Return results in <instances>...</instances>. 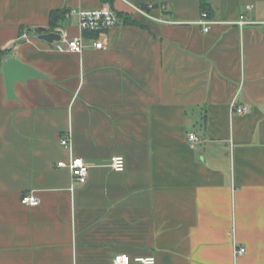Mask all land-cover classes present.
<instances>
[{
	"label": "crops",
	"instance_id": "0c3cea01",
	"mask_svg": "<svg viewBox=\"0 0 264 264\" xmlns=\"http://www.w3.org/2000/svg\"><path fill=\"white\" fill-rule=\"evenodd\" d=\"M206 1L208 31L201 0H114L127 13L152 3L155 17L112 27L104 49L86 33L78 53L26 30L48 29L52 10L109 2L0 0V264H112L120 252L264 264V29L235 24L264 20V0ZM57 27L81 34L76 14ZM10 57L43 73L13 97ZM235 98L247 113H233ZM67 133L91 165L85 183L57 166ZM117 155L123 171L108 166Z\"/></svg>",
	"mask_w": 264,
	"mask_h": 264
},
{
	"label": "built area",
	"instance_id": "2783aa9c",
	"mask_svg": "<svg viewBox=\"0 0 264 264\" xmlns=\"http://www.w3.org/2000/svg\"><path fill=\"white\" fill-rule=\"evenodd\" d=\"M253 7V3L246 4L247 10H251ZM152 8H154V4L152 3L146 4V6L132 4V9L136 13L147 15L149 17H155L150 13ZM72 14H76L78 17V25L81 30V34L71 37L62 27L55 28L52 31L58 32L60 34V39L55 41V47L57 50L78 53L82 52L87 46V41L84 37V34L86 33L92 35L91 45L94 48H107L108 44L106 38L108 31L112 27L120 25L124 22L110 3H107L100 8H77L68 10L65 14V17H69ZM202 16L203 18L201 23L205 25L204 30L208 31L211 21L206 19V12H203ZM235 24L239 25L240 27H244L246 25L262 26L264 29V20L249 19L246 13H241L239 18L235 21ZM231 105L233 113L243 114L247 113L249 110L245 104H239L236 98L232 101ZM189 140L196 142L198 140L197 134L193 132L189 133ZM61 145L69 150L70 159L58 161L57 166L59 168H68L71 172L73 182L75 181L79 183H85L88 179L91 165L84 158L76 156L73 153L70 133H67L62 137ZM108 166L116 171H123L126 166L125 157L122 155L114 156ZM21 202L25 205L35 206L39 204L40 199L33 193H26L22 196ZM245 251L246 249L243 246L235 247V254L237 255L243 254ZM112 264H157V260L154 255L132 257L128 253L120 252L113 256Z\"/></svg>",
	"mask_w": 264,
	"mask_h": 264
},
{
	"label": "water",
	"instance_id": "95a60500",
	"mask_svg": "<svg viewBox=\"0 0 264 264\" xmlns=\"http://www.w3.org/2000/svg\"><path fill=\"white\" fill-rule=\"evenodd\" d=\"M27 35H37L38 38L54 42L60 39V34L44 27H31L26 30ZM4 71L9 96H15L14 86L16 81H25L33 77H42L43 73L23 62L17 57H10L5 60Z\"/></svg>",
	"mask_w": 264,
	"mask_h": 264
},
{
	"label": "trees",
	"instance_id": "16d2710c",
	"mask_svg": "<svg viewBox=\"0 0 264 264\" xmlns=\"http://www.w3.org/2000/svg\"><path fill=\"white\" fill-rule=\"evenodd\" d=\"M103 1L109 2L113 6L114 0H103ZM113 8H114V6H113ZM201 9H202V12L207 13V16L210 15V13L212 11L211 7H210V3L207 2L206 0H201ZM116 11L118 12V15L123 19L124 23L136 22L133 19V14H136V12L134 10L131 13L122 12V11H118V10H116ZM66 12L67 11L65 9L52 10L51 14H50V25H49L48 29L49 30L55 29L56 26L59 25V21L65 17Z\"/></svg>",
	"mask_w": 264,
	"mask_h": 264
}]
</instances>
